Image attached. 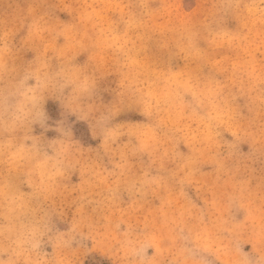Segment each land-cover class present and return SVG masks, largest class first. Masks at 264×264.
I'll return each instance as SVG.
<instances>
[{
	"label": "clouds",
	"instance_id": "clouds-1",
	"mask_svg": "<svg viewBox=\"0 0 264 264\" xmlns=\"http://www.w3.org/2000/svg\"><path fill=\"white\" fill-rule=\"evenodd\" d=\"M0 264H264V0H0Z\"/></svg>",
	"mask_w": 264,
	"mask_h": 264
}]
</instances>
